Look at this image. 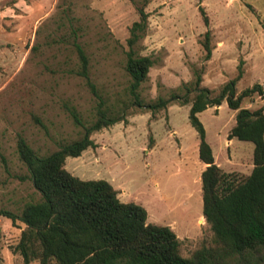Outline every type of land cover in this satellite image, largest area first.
Masks as SVG:
<instances>
[{
	"label": "rangeland",
	"instance_id": "374dc122",
	"mask_svg": "<svg viewBox=\"0 0 264 264\" xmlns=\"http://www.w3.org/2000/svg\"><path fill=\"white\" fill-rule=\"evenodd\" d=\"M135 1L0 0V209L19 216L27 204L40 200L18 157V136L38 155H48L84 133L70 109L90 127L101 108L124 119L93 132L96 147L66 158L65 169L81 180L110 183L121 202L145 209L148 224L169 227L180 241L181 256L190 258L202 247H214L202 216L205 166L188 119L189 105L173 103L155 118L129 107L127 39L139 19L136 6L143 5V0ZM145 12L147 29L135 47L154 61L139 90L145 104L171 94L183 96L193 87L196 72L200 87L216 97L236 78L240 62L243 75L236 95L254 85L264 92V0H147ZM207 31L209 60L203 48ZM74 41L89 59L95 92L75 74L79 60ZM263 106L257 94L241 104L252 111ZM219 107L197 114L205 140L222 172L245 178L253 168L254 146L228 140L236 113L226 100ZM24 228L0 216V264H25L13 250Z\"/></svg>",
	"mask_w": 264,
	"mask_h": 264
},
{
	"label": "trees",
	"instance_id": "16d2710c",
	"mask_svg": "<svg viewBox=\"0 0 264 264\" xmlns=\"http://www.w3.org/2000/svg\"><path fill=\"white\" fill-rule=\"evenodd\" d=\"M131 2L136 4L135 0ZM142 4L136 6L139 19L132 24L127 39L129 107L150 112L155 118L173 103L190 106L188 119L198 135V157L206 165L201 174L202 216L213 233L214 247H202L192 257H182L180 241L173 231L148 224L143 207L121 202L118 192L107 181L81 180L65 169L66 158H77L88 148L96 147L90 139L93 132L124 119L110 117L100 108L90 127L83 126L76 111L70 109L75 124L83 127L84 133L80 139L61 145L48 155H38L18 136V157L40 200L27 204L19 216L0 209V216L13 225L19 222L25 227L13 250L25 264L32 260L40 264H264V106L253 111L241 107L242 101L254 94L264 99L263 89L254 85L236 95L235 85L243 75L240 62L236 78L225 84L216 97L212 98L208 89L200 87L201 76L196 72L193 87L186 88L183 96L171 94L167 99L158 97L145 104L139 90L154 61L135 50L147 29V0ZM199 11L208 25L203 8L199 7ZM73 46L79 60L75 74L95 92L89 77V59L77 41ZM203 48L205 59L209 60L212 53L209 31L204 35ZM223 100L236 113L228 140L236 138L254 146L253 168L245 178L224 173L215 164L205 130L197 118L208 107H219Z\"/></svg>",
	"mask_w": 264,
	"mask_h": 264
},
{
	"label": "crops",
	"instance_id": "0c3cea01",
	"mask_svg": "<svg viewBox=\"0 0 264 264\" xmlns=\"http://www.w3.org/2000/svg\"><path fill=\"white\" fill-rule=\"evenodd\" d=\"M217 108H218V107H217ZM219 108H220V107H219ZM229 143H230V141H229ZM229 143H228V144H229ZM214 162H215V161H214ZM204 166L206 167V165H204ZM112 187H113V186H112ZM113 188H114V187H113ZM115 190H116V189H115ZM116 191H117V190H116ZM117 192H118V191H117Z\"/></svg>",
	"mask_w": 264,
	"mask_h": 264
},
{
	"label": "bare ground",
	"instance_id": "6f19581e",
	"mask_svg": "<svg viewBox=\"0 0 264 264\" xmlns=\"http://www.w3.org/2000/svg\"><path fill=\"white\" fill-rule=\"evenodd\" d=\"M203 222V221H202Z\"/></svg>",
	"mask_w": 264,
	"mask_h": 264
}]
</instances>
